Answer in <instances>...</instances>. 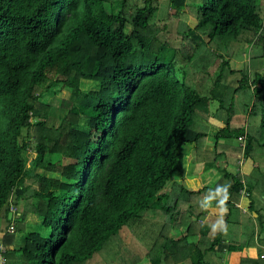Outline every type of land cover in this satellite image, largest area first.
Segmentation results:
<instances>
[{
    "label": "trees",
    "instance_id": "16d2710c",
    "mask_svg": "<svg viewBox=\"0 0 264 264\" xmlns=\"http://www.w3.org/2000/svg\"><path fill=\"white\" fill-rule=\"evenodd\" d=\"M201 37L213 69L193 64ZM63 92L68 114L53 118ZM1 109L14 114L0 136L6 264H224L237 251L264 264V0H0ZM29 150L42 173H27ZM213 169L221 180L201 188ZM208 200L228 210L222 230L204 224Z\"/></svg>",
    "mask_w": 264,
    "mask_h": 264
},
{
    "label": "rangeland",
    "instance_id": "374dc122",
    "mask_svg": "<svg viewBox=\"0 0 264 264\" xmlns=\"http://www.w3.org/2000/svg\"><path fill=\"white\" fill-rule=\"evenodd\" d=\"M188 24L191 27L195 28L197 26V21L195 20V18L191 17ZM197 43L200 44V49L197 52V55H196V57H195V59L193 61V64H194L196 70L200 71L201 67L203 65H206L207 67H211L213 65V63L211 62L210 57L207 55L208 54V52H207L208 48L206 47L207 38L201 37V39L197 40ZM201 44H204V46H201ZM226 54H227V51L224 52V55H226ZM226 58H228V55L226 56ZM248 63H249V54H246L244 56V60L243 61H240V62L233 61L232 62V67L235 70H240L241 68H244L245 66H247ZM211 69H213V66H212ZM81 88H82V90L84 92H90L91 90H95L97 88V86L93 82L83 81L82 84H81ZM59 99H61L60 100L61 102H54V105H58L57 108L51 109V111H50V116L53 117V118H64L68 114V110H67L68 106H67L65 101L70 100L71 99V95L68 92H63L59 96ZM217 105L218 104H214L213 108H212V116H213V118L211 119L212 121L215 118L220 119V115L224 114V113H219L218 112ZM0 116H1V118H0V136L11 133V130L9 129V127H10L9 122H11L13 120L14 114L8 112L7 110L1 109ZM221 118H223V119L225 118L226 119V115H225V117L221 116ZM211 120L208 123L210 128H211ZM211 130L214 133H216L215 132L216 128H212ZM213 142H215L214 138H210V140L208 142V148H210V147L213 148V145H212ZM24 159H25V162H26V171H27L28 174L34 175L36 173H42L41 170H38L36 168V156L32 153L31 150H29L28 152L24 153ZM243 162L244 161H242V164H243ZM242 164H241V166H242ZM237 170H238V166H236V165H234V166L232 165L231 168H230V171H232L233 173H237ZM49 176H53L55 178L58 177L57 175L56 176L55 175H49ZM220 176H221V174H220ZM221 178H222V176H221ZM15 206L18 208L19 212H21L23 210L24 204L23 203H19V204H15ZM37 221H39L37 218H35L33 216H30L28 218V222L26 224H24L23 226L21 225V227L26 230L29 224H31V223L33 224V223H35ZM15 237H16V239H22L21 233H17V235H15ZM19 242H20L19 244H21V240ZM0 244H2V240L1 239H0ZM78 246L81 249L84 246V243L82 241H79ZM97 263H99V261H92L89 264H97ZM12 264H21V262L15 261ZM143 264H148V263L147 262H143Z\"/></svg>",
    "mask_w": 264,
    "mask_h": 264
},
{
    "label": "crops",
    "instance_id": "0c3cea01",
    "mask_svg": "<svg viewBox=\"0 0 264 264\" xmlns=\"http://www.w3.org/2000/svg\"><path fill=\"white\" fill-rule=\"evenodd\" d=\"M221 116L225 117V115L223 114V115H220V119L215 118L213 119V121L211 120V129L216 128V131L214 130L215 132H218L226 127V124H225L226 119L221 118ZM212 145H213V148L207 147V149L210 151H213L215 148L214 146L215 142H213ZM253 166L254 165L252 162H243L240 172L243 173L245 176H250L253 171ZM204 177H206L207 180ZM220 179H221V176L217 170L215 169L210 170L200 177V186L201 188H211L212 189L218 184ZM258 190L260 192L261 198L264 199V183L263 185L258 187ZM207 203H208L209 213L206 217V220L204 221V224L207 227H210L216 230H222L226 226V214L228 213V210L221 208L220 206H214L213 204L214 200H208ZM249 206H250V200H248L245 197L241 199L240 204L238 205V207L244 209L245 212L246 210H248ZM2 223H3V220H0V228L2 227ZM263 254H264V247L261 246L257 249L256 256L258 258H261V255ZM241 257H242V252L240 251L232 252V253L227 252L223 263L224 264H240Z\"/></svg>",
    "mask_w": 264,
    "mask_h": 264
},
{
    "label": "built area",
    "instance_id": "2783aa9c",
    "mask_svg": "<svg viewBox=\"0 0 264 264\" xmlns=\"http://www.w3.org/2000/svg\"><path fill=\"white\" fill-rule=\"evenodd\" d=\"M11 211H12V215H13L15 212H17V209L14 206H12ZM13 230L14 229L12 228L11 231L13 232ZM4 253H5V249L3 248V246H0V264H6V260L3 257ZM261 259L264 260V254L261 255Z\"/></svg>",
    "mask_w": 264,
    "mask_h": 264
},
{
    "label": "water",
    "instance_id": "95a60500",
    "mask_svg": "<svg viewBox=\"0 0 264 264\" xmlns=\"http://www.w3.org/2000/svg\"><path fill=\"white\" fill-rule=\"evenodd\" d=\"M12 216H13V215L11 214V215H10V219H12Z\"/></svg>",
    "mask_w": 264,
    "mask_h": 264
}]
</instances>
